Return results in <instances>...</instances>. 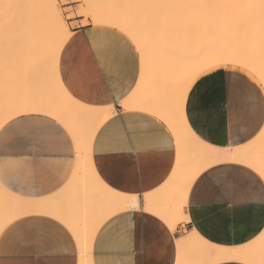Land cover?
<instances>
[{
  "label": "crops",
  "instance_id": "obj_1",
  "mask_svg": "<svg viewBox=\"0 0 264 264\" xmlns=\"http://www.w3.org/2000/svg\"><path fill=\"white\" fill-rule=\"evenodd\" d=\"M81 20L76 16L68 23ZM57 72L64 90L78 102L114 108L115 115L101 125L93 142L94 170L111 190L139 199L138 210L116 214L99 227L92 264H176L180 228L194 229L224 248L248 246L263 233L264 179L240 163L213 166L196 179L187 197L190 223L176 232L143 210L144 195L166 183L176 154L174 138L161 120L119 105L140 75V57L129 39L102 26L71 28ZM183 113L200 140L237 149L250 145L264 127V94L240 71L215 70L192 84ZM74 158L69 133L44 115H20L0 129V182L18 196H56L72 175ZM7 226L0 234V264L79 260L71 232L53 217L30 214ZM226 263L247 264H220Z\"/></svg>",
  "mask_w": 264,
  "mask_h": 264
},
{
  "label": "bare ground",
  "instance_id": "obj_2",
  "mask_svg": "<svg viewBox=\"0 0 264 264\" xmlns=\"http://www.w3.org/2000/svg\"><path fill=\"white\" fill-rule=\"evenodd\" d=\"M70 1L87 3L86 9L74 12L75 16L85 18L90 25L117 30L131 41L140 57V75L131 94L119 105L124 111H142L161 120L174 138L175 167L164 185L144 195L145 212L176 232L180 225L190 223L188 194L209 168L240 163L264 179V127L250 145L218 148L200 140L186 124L183 113L192 84L215 70L240 71L264 94V47L256 45L257 39L256 46L236 47L244 39L241 33L256 30L257 25L246 20L254 11L249 17L248 10L241 22L245 13L232 10L233 0H158L155 5L154 0L150 4L143 1L140 12L119 5L117 0L106 5ZM69 35L57 0H0V129L20 115H44L66 129L75 154L72 175L53 198L21 197L0 182V234L20 217L50 216L71 232L79 254L76 264H92L91 249L99 227L110 217L138 210L140 205L137 196L111 190L94 170V139L115 110L112 106L84 105L60 84L57 61ZM254 37L251 39L250 34L252 41H247L253 42ZM260 236L248 246L224 248L210 244L190 229L176 238V264H264V236Z\"/></svg>",
  "mask_w": 264,
  "mask_h": 264
},
{
  "label": "rangeland",
  "instance_id": "obj_3",
  "mask_svg": "<svg viewBox=\"0 0 264 264\" xmlns=\"http://www.w3.org/2000/svg\"><path fill=\"white\" fill-rule=\"evenodd\" d=\"M58 1V3H59V5H60V8H61V11L63 12V14H64V16L66 17V23H67V25H68V27H69V29H71V28H75V27H77V26H85V25H88L89 24V22H86L85 23V18H82L81 17V21L80 22H72L71 24H69L68 23V21L72 18V19H74L76 16L74 15V12L75 11H78V10H82V9H86L87 8V3H84V2H71L70 0H57ZM90 1H92V2H94V3H97V4H99V5H106L108 2H114V0H90ZM118 1V3H119V5H124V6H127V5H129L128 7H130V9L131 10H136L137 8V10H139V12L141 11V8H143V6L141 7L140 6V4H142L143 3V1L144 2H148L149 4H150V2L151 1H153V0H147V1H145V0H137V2L135 3L134 1L135 0H117ZM132 1V2H131ZM141 1V2H140ZM234 2H236L234 5L235 6H233V7H231L232 8V10H234V11H239L240 13L241 12H244L245 14H243V15H245V18L243 17V18H240V17H242L243 15H239V18L240 19H242L241 20V22L243 21V19H246V17L247 16H249V17H251L252 16V14L253 13H255L251 18H247L246 20H248V19H251L250 21H252V24H254V25H257V26H255L256 27V30H255V28L253 29L254 30V32L255 33H253V30H250L249 32H250V34H251V39H252V36H255L254 37V40H253V42H248L247 40H250V34H249V32H243V34L241 33V35L243 36V40L241 41V42H239L238 44L239 45H236V47H238V49L240 48V47H244V49L246 48H248V47H252L253 45H255V43H254V41L257 39L258 40V42H257V40H256V45L258 44V46H263L264 47V42H263V38H264V30L262 31V33H261V29H263L264 28V0H233ZM134 2V4H132ZM241 2V5L239 4ZM250 2L252 3L253 2V5L251 4L250 5ZM115 3V2H114ZM153 3V5H155V3H159L158 2V0H157V2H156V0H154V2H152ZM138 4V5H137ZM144 4V3H143ZM249 4V5H248ZM256 4V5H255ZM145 5V4H144ZM152 5V6H153ZM241 6H242V8H241ZM250 6V7H249ZM251 6H253V7H251ZM263 6V7H262ZM248 7V8H247ZM262 7V8H261ZM246 8V9H245ZM252 8V9H251ZM244 10V11H243ZM249 10V13L250 14H248V11ZM253 13H252V12ZM238 12V13H239ZM246 12H247V16H246ZM252 13V14H251ZM181 17H182V15H180ZM257 16V17H256ZM69 17V18H68ZM257 18V19H256ZM260 18V19H259ZM256 19V20H255ZM261 20V21H260ZM249 21V20H248ZM247 21V22H248ZM240 22V23H241ZM263 22V23H262ZM259 24V25H258ZM263 24V25H262ZM261 25V26H260ZM258 26H259V28H258ZM245 27V26H244ZM246 27H247V25H246ZM246 27H245V30H246ZM248 30V29H247ZM246 30V31H247ZM257 30H258V32H257ZM115 32V31H114ZM247 33H248V35H247ZM256 33H258L257 34V37H258V35H259V33H261L260 35L262 36V38L260 37V35H259V39L258 38H256ZM254 34V35H253ZM260 38H261V40H260ZM244 41V43H248L249 45H244L242 42ZM250 41H252V40H250ZM259 41H262V43L263 44H261V45H259L260 43H259ZM252 43H253V45H252ZM250 44H251V46H250ZM255 45V46H256ZM260 48V47H259ZM262 48V47H261ZM260 48V50H262ZM264 50V49H263ZM262 50V51H263ZM179 231H180V234H184L185 233V231H186V228H180L179 229Z\"/></svg>",
  "mask_w": 264,
  "mask_h": 264
}]
</instances>
